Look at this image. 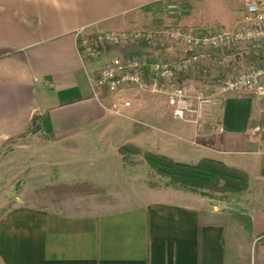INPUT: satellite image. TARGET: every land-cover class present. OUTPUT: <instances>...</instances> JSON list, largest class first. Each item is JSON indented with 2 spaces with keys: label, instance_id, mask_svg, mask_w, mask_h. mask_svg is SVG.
I'll use <instances>...</instances> for the list:
<instances>
[{
  "label": "crops",
  "instance_id": "crops-1",
  "mask_svg": "<svg viewBox=\"0 0 264 264\" xmlns=\"http://www.w3.org/2000/svg\"><path fill=\"white\" fill-rule=\"evenodd\" d=\"M168 1L0 0V151L22 148L23 170L38 167L58 184H92L108 198L77 211L18 203L5 170L21 166L2 162L0 264H264V138L246 135L261 118L256 99L227 97L199 117L175 120L161 94L93 97L90 78L103 62L136 49L170 57L184 51L157 41L88 61L77 52V35L137 30L147 23L144 6ZM190 6L179 28L245 26L242 0ZM33 114L41 118L36 134ZM120 120L131 125L123 130ZM26 139L43 143L19 144ZM127 145L185 163L221 162L247 175V189L206 199L149 187L147 170L123 163L119 149Z\"/></svg>",
  "mask_w": 264,
  "mask_h": 264
},
{
  "label": "built area",
  "instance_id": "built-area-1",
  "mask_svg": "<svg viewBox=\"0 0 264 264\" xmlns=\"http://www.w3.org/2000/svg\"><path fill=\"white\" fill-rule=\"evenodd\" d=\"M170 1L171 9H177V2L190 0ZM242 1L245 26L235 32L176 27L78 34L77 52L88 61L118 47H154L157 41L184 51L170 57L136 49L103 62L90 78L93 97L100 101L133 89L161 94L172 117L185 120L201 116L227 97L249 96L258 101L261 118L248 125L246 135L264 138V0ZM215 129L222 130L219 125Z\"/></svg>",
  "mask_w": 264,
  "mask_h": 264
},
{
  "label": "trees",
  "instance_id": "trees-1",
  "mask_svg": "<svg viewBox=\"0 0 264 264\" xmlns=\"http://www.w3.org/2000/svg\"><path fill=\"white\" fill-rule=\"evenodd\" d=\"M159 4H149L141 10L150 12ZM178 9L180 17L188 16L191 11L190 3H180ZM40 119L36 114L31 117L30 124L33 130L38 127ZM119 153L123 163L128 166L136 165L127 163L129 156L140 154L148 175L156 179L147 183L152 188L159 186L171 187L175 190L198 194L206 199H212L216 195L241 194L247 189L248 179L243 171L227 167L223 163L212 159H201L196 163H185L150 151L140 152L139 149L129 145L121 147ZM50 189L73 191L87 195L104 193V189L88 183L60 184ZM244 224L245 228L249 229V220L244 221ZM260 238H264V234Z\"/></svg>",
  "mask_w": 264,
  "mask_h": 264
},
{
  "label": "rangeland",
  "instance_id": "rangeland-1",
  "mask_svg": "<svg viewBox=\"0 0 264 264\" xmlns=\"http://www.w3.org/2000/svg\"><path fill=\"white\" fill-rule=\"evenodd\" d=\"M172 1L160 3L158 6L153 8V11L145 12L143 14L147 18V23L143 25L141 28H150L155 30H167L171 28H176L177 23L182 18L179 13L180 3L190 1H180L177 2V9H171L173 3ZM179 28V27H178ZM143 92V91H142ZM149 95H156V93L144 92ZM131 123L127 120H120L121 129L123 126H129ZM40 141H29L25 140L19 142L20 145L36 146L38 144H42ZM33 145V146H32ZM18 148V147H17ZM21 148L19 152L14 153L11 147L7 148L4 153L0 151V164L2 162H16L18 166L8 170H5L7 173L5 176L10 179V187L15 188L16 202L21 204L32 205L33 207H43L46 205H58L59 207L69 208L71 210L77 211L83 208L92 207L93 205H101L108 199L105 197V191L103 194H95V195H87L80 194L73 191H58L54 189H50L52 187L58 186L60 184L57 183L58 178L53 175L44 176L41 174L39 168L31 169L30 171H25L22 168V164L25 160L24 152ZM140 152L143 150L139 149ZM127 163L136 164L135 166L139 171L146 173L145 164L141 160V156L132 155L129 156ZM137 163L141 165H137ZM5 166L0 169V172ZM155 178L147 175L146 181H154ZM9 183V182H8ZM162 183L160 182V185ZM216 195L214 198L218 197ZM67 208V209H68Z\"/></svg>",
  "mask_w": 264,
  "mask_h": 264
},
{
  "label": "water",
  "instance_id": "water-1",
  "mask_svg": "<svg viewBox=\"0 0 264 264\" xmlns=\"http://www.w3.org/2000/svg\"><path fill=\"white\" fill-rule=\"evenodd\" d=\"M40 130H41V128L38 126L36 129L33 130L32 133H33V134H36V133H38Z\"/></svg>",
  "mask_w": 264,
  "mask_h": 264
}]
</instances>
